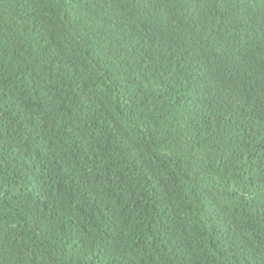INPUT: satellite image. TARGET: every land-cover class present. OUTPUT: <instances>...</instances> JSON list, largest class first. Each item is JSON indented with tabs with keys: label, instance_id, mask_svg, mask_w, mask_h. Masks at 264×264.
Returning a JSON list of instances; mask_svg holds the SVG:
<instances>
[{
	"label": "trees",
	"instance_id": "16d2710c",
	"mask_svg": "<svg viewBox=\"0 0 264 264\" xmlns=\"http://www.w3.org/2000/svg\"><path fill=\"white\" fill-rule=\"evenodd\" d=\"M0 264H264V0H0Z\"/></svg>",
	"mask_w": 264,
	"mask_h": 264
}]
</instances>
